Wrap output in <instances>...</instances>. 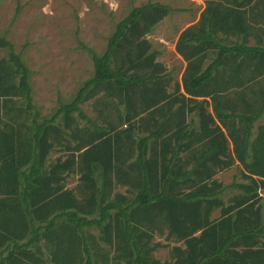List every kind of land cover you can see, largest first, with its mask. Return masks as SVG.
Returning a JSON list of instances; mask_svg holds the SVG:
<instances>
[{
	"label": "trees",
	"instance_id": "obj_1",
	"mask_svg": "<svg viewBox=\"0 0 264 264\" xmlns=\"http://www.w3.org/2000/svg\"><path fill=\"white\" fill-rule=\"evenodd\" d=\"M205 1L181 83L147 38L178 10L148 2L50 118L0 34V264H264V0Z\"/></svg>",
	"mask_w": 264,
	"mask_h": 264
},
{
	"label": "rangeland",
	"instance_id": "obj_2",
	"mask_svg": "<svg viewBox=\"0 0 264 264\" xmlns=\"http://www.w3.org/2000/svg\"><path fill=\"white\" fill-rule=\"evenodd\" d=\"M148 2L178 10L153 37H147L153 41L155 50L163 51L157 61L166 60L167 69H172L177 80L182 71L173 44L189 24L185 20L188 15L184 16V9L189 6L184 0H0V34L14 44L15 52L21 54L31 70L33 101L42 118L55 113L59 99L63 103L71 102L83 83L93 77V57L89 50L103 54L116 25L134 6ZM8 53V49L0 48V58L8 57ZM82 109L95 117L93 102L82 105ZM58 156L52 153L50 161ZM78 177L70 176L67 187H74ZM235 180L240 181V176ZM156 256L163 262L169 250L161 249Z\"/></svg>",
	"mask_w": 264,
	"mask_h": 264
},
{
	"label": "crops",
	"instance_id": "obj_3",
	"mask_svg": "<svg viewBox=\"0 0 264 264\" xmlns=\"http://www.w3.org/2000/svg\"><path fill=\"white\" fill-rule=\"evenodd\" d=\"M186 2V4L189 6L187 9H184V16H186V15H188V16H186L187 18L185 19L187 22H189V24H187V26L183 29V31L184 30H186L188 27H191L192 25H194L195 23H197L198 22V20L200 19V16H201V13L205 10V8H206V1L205 0H184V3ZM153 3H157V2H153ZM179 11H182V10H179ZM172 15H174V14H171V15H169L166 19H168L170 16H172ZM185 18V17H184ZM166 19L165 20H163L160 24H158L155 28H154V30H153V32L151 33V34H149L150 36L149 37H153V35H155L158 31H157V29L159 28V27H161V25H163L164 24V22L166 21ZM184 20V21H185ZM182 31V32H183ZM181 32V33H182ZM180 33V34H181ZM180 34H179V36H180ZM179 36H177V39H176V42L173 44V50H174V53H175V56H176V58H178V60H180V63H177L178 64V66L179 67H181V73H180V76H179V78H177V81L179 82V83H181V78H182V75H183V72H184V70H185V68H186V66H187V63H186V61L176 52V43H177V41H178V38H179ZM150 39V38H149ZM151 40V39H150ZM160 42H164L163 41V39L162 38H160V39H158ZM151 42H153L152 40H151ZM154 46V45H153ZM153 51H155L159 56H161L162 54H163V51H159V50H155L154 49V47H153ZM160 62H161V60H160ZM162 63H164L165 64V66L168 64V62L165 60L164 62L162 61ZM180 64V65H179ZM166 68H167V66H166ZM168 72H170V73H172V75H174V72L172 71V69L171 68H169L168 67ZM174 78H175V75H174ZM175 81H176V79H175ZM260 123H264V118L260 121ZM226 175H228V176H226ZM238 176H240L239 175V170L237 169V167L236 168H233L231 171H228V172H225V173H222V174H220L219 176H217V179L219 180V181H223V182H225V184H230V183H232ZM228 179V180H227ZM225 180V181H224ZM229 181H231L230 183H229ZM231 194V192H229L227 195H226V197H225V199L226 198H228V196ZM260 194H261V196L263 197V201H262V204H263V214H264V190H262L261 192H260ZM231 196V195H230ZM220 216V211L219 210H216L214 213H213V216H212V218L213 219H215V218H218Z\"/></svg>",
	"mask_w": 264,
	"mask_h": 264
}]
</instances>
